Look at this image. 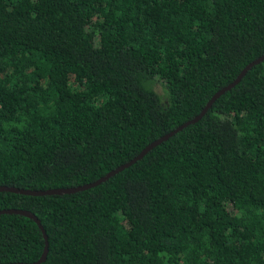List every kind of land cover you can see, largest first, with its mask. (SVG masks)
<instances>
[{
  "label": "trees",
  "instance_id": "16d2710c",
  "mask_svg": "<svg viewBox=\"0 0 264 264\" xmlns=\"http://www.w3.org/2000/svg\"><path fill=\"white\" fill-rule=\"evenodd\" d=\"M263 54L264 0H0V186L96 181ZM3 209L40 264H264V61L105 182ZM44 249L0 214V264Z\"/></svg>",
  "mask_w": 264,
  "mask_h": 264
},
{
  "label": "water",
  "instance_id": "95a60500",
  "mask_svg": "<svg viewBox=\"0 0 264 264\" xmlns=\"http://www.w3.org/2000/svg\"><path fill=\"white\" fill-rule=\"evenodd\" d=\"M263 61H264V54L262 56L258 57L257 59H255L254 61L250 62L249 64H247L241 70V72L238 74V76L234 79L233 82L226 85L222 89L218 90L208 100V102L205 104V106L203 107V109L201 110V112L197 116H195L193 119L186 121L185 123L181 124L180 126L176 127L174 130L166 133L165 135L158 138L157 140L153 141L148 146H146L133 159H131L130 161H128V162L120 165L119 167L109 171L104 176H102L101 178L97 179L96 181H94L92 183H87V184L76 186V187L55 188V189H47V190L21 189V188H17V187L0 186V192H12V193H17V194H22V195H30V196L62 195V194H71V193H75L78 191L87 190L91 187L97 186L100 183H103L106 180H108L111 176H114L115 174L119 173L120 171L128 168L130 165H132L136 161L140 160L148 151H150L151 149H153L154 147H156L157 145H159L163 141H166L167 139H169L171 136H173L174 134H176L177 132H179L180 130L185 128L186 126L200 120L205 115V113L209 110V108L212 106V104L215 102L216 99H218L222 94H224L226 91H229L236 84H238L239 81L241 80V78L246 74V72L248 70H250L253 66H255V65H257ZM0 214H18V215H22V216L28 217L30 219H33V221L41 229L43 236H44V239H45L44 252H43L42 256L37 261L32 262V263L15 262V263H6V264H40V263H42L46 259V255H47V251H48V241H47V235L43 229V226L41 225V223L37 219V217H35V215L33 213H31L27 210H22V209H3V210H0Z\"/></svg>",
  "mask_w": 264,
  "mask_h": 264
},
{
  "label": "rangeland",
  "instance_id": "374dc122",
  "mask_svg": "<svg viewBox=\"0 0 264 264\" xmlns=\"http://www.w3.org/2000/svg\"><path fill=\"white\" fill-rule=\"evenodd\" d=\"M153 90L159 95L162 103H167V96L163 85L157 81L152 85Z\"/></svg>",
  "mask_w": 264,
  "mask_h": 264
}]
</instances>
